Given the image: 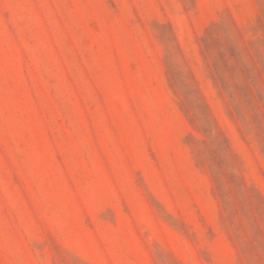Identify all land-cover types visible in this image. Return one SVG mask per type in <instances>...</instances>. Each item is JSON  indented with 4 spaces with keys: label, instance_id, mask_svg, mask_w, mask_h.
I'll use <instances>...</instances> for the list:
<instances>
[{
    "label": "rangeland",
    "instance_id": "1",
    "mask_svg": "<svg viewBox=\"0 0 264 264\" xmlns=\"http://www.w3.org/2000/svg\"><path fill=\"white\" fill-rule=\"evenodd\" d=\"M0 264H264V0H0Z\"/></svg>",
    "mask_w": 264,
    "mask_h": 264
}]
</instances>
